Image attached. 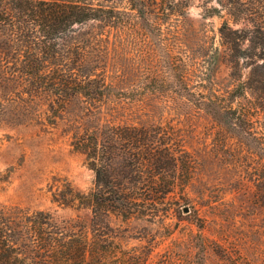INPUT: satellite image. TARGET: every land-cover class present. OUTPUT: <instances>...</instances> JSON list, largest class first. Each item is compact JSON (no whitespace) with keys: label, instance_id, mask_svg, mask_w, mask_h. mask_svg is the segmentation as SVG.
I'll return each instance as SVG.
<instances>
[{"label":"rangeland","instance_id":"rangeland-1","mask_svg":"<svg viewBox=\"0 0 264 264\" xmlns=\"http://www.w3.org/2000/svg\"><path fill=\"white\" fill-rule=\"evenodd\" d=\"M102 3L118 5L132 23L108 36L120 74L110 73L98 107L79 95L60 102L47 90L6 104L0 204L87 225L91 240L111 241L104 264H264V111L247 93L238 101L248 122L239 111L215 116L209 97L233 83L225 62L207 71L194 61L185 22L177 43L171 30L145 27L126 1ZM204 5L192 0L187 18L220 46L224 17L203 18ZM80 135L102 145L97 166L108 186L75 145ZM120 183L135 193L128 218L121 209L104 213L93 196H111L105 191Z\"/></svg>","mask_w":264,"mask_h":264},{"label":"trees","instance_id":"trees-1","mask_svg":"<svg viewBox=\"0 0 264 264\" xmlns=\"http://www.w3.org/2000/svg\"><path fill=\"white\" fill-rule=\"evenodd\" d=\"M115 1H126L145 27L174 32L177 43L182 42L179 33L185 22L194 34L184 40L198 48L191 58L206 63L207 71L211 63L217 67L225 62L233 83L209 97L216 99L215 116L238 112L243 107L238 99L247 93L256 99L254 108L264 111V0H203V18L212 13L224 17L218 27L220 46H214L205 25L188 20L192 0H0V119L6 104L19 105L24 94L43 90L60 102L79 95L90 106L102 104L108 76L119 75L122 67L109 59V32L119 33L132 24L118 5L102 3ZM4 54L12 59L2 58ZM228 117L220 120L228 123ZM237 118L250 120L242 110ZM85 138L78 136L75 145L93 158L97 182L108 186L104 166H97L104 159L102 145ZM105 192L113 195L93 194L104 213L115 208L126 218L133 214L135 193L128 187L120 183L117 190ZM110 247L106 239L91 240L87 225L75 219L59 221L46 211L29 215L17 206L0 204V264H104Z\"/></svg>","mask_w":264,"mask_h":264}]
</instances>
